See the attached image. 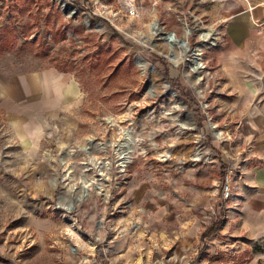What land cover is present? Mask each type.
<instances>
[{
	"label": "rangeland",
	"instance_id": "rangeland-1",
	"mask_svg": "<svg viewBox=\"0 0 264 264\" xmlns=\"http://www.w3.org/2000/svg\"><path fill=\"white\" fill-rule=\"evenodd\" d=\"M246 1L0 0V82L53 68L77 88L22 125L0 95V264H264V221L231 196L258 164L245 104L209 61Z\"/></svg>",
	"mask_w": 264,
	"mask_h": 264
},
{
	"label": "crops",
	"instance_id": "crops-1",
	"mask_svg": "<svg viewBox=\"0 0 264 264\" xmlns=\"http://www.w3.org/2000/svg\"><path fill=\"white\" fill-rule=\"evenodd\" d=\"M221 21L219 50L209 61L230 97L244 101L236 108L237 124L258 163L241 170L231 196L238 210L264 221V0L240 3ZM0 89L2 101L13 109V123L21 125L36 115L52 116L77 96L69 75L53 68L12 75L0 82Z\"/></svg>",
	"mask_w": 264,
	"mask_h": 264
},
{
	"label": "bare ground",
	"instance_id": "bare-ground-1",
	"mask_svg": "<svg viewBox=\"0 0 264 264\" xmlns=\"http://www.w3.org/2000/svg\"><path fill=\"white\" fill-rule=\"evenodd\" d=\"M184 32H183V37L185 38L186 35L189 33V29L187 28V26L184 24ZM201 39L204 41V43H202L200 46H198L194 51L193 54H190L192 56H189L188 58H186L187 61H189L190 64V70L192 72H196L199 68H200V58H199V49L204 46V45H212L213 44V40H209L207 39L209 37V32L207 31H203L200 34ZM184 38L182 39H178L176 38V36L173 33H170L167 35L166 37V42L169 45H173L176 48L180 49V52L182 53V55H185L184 52L186 51V42L184 40ZM200 47V48H199ZM171 62H173L174 64L178 62V60L174 59V58H170ZM124 135L127 136V138H129L127 132H123ZM216 136L219 137L220 133L219 132H215ZM130 140V139H128ZM128 143H121L118 148H117V156H118V161H119V165L120 166H125V164L129 161V157H128V153H129V149H128ZM120 148H124L123 150H120ZM87 183L84 184V186H86Z\"/></svg>",
	"mask_w": 264,
	"mask_h": 264
},
{
	"label": "water",
	"instance_id": "water-1",
	"mask_svg": "<svg viewBox=\"0 0 264 264\" xmlns=\"http://www.w3.org/2000/svg\"><path fill=\"white\" fill-rule=\"evenodd\" d=\"M193 52H192V50H191V54H192Z\"/></svg>",
	"mask_w": 264,
	"mask_h": 264
}]
</instances>
